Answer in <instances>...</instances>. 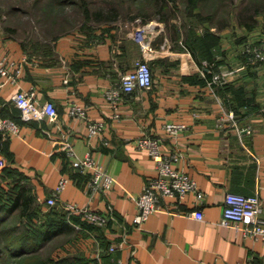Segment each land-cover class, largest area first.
Segmentation results:
<instances>
[{"label":"crops","instance_id":"1","mask_svg":"<svg viewBox=\"0 0 264 264\" xmlns=\"http://www.w3.org/2000/svg\"><path fill=\"white\" fill-rule=\"evenodd\" d=\"M236 27L206 28L199 39H190L200 41L199 49H182L156 25L152 85L124 94L116 109L105 89L143 56L125 25L76 30L72 48L70 40L59 39L54 58L26 56L19 74H0V112L19 124L18 133H2L8 156L0 149V169H14V184L30 189L37 211H62L59 203L69 202L108 218L100 226L80 215L68 220L58 236L64 237L63 246L72 245L59 247L57 255L76 252L97 264H264V244L247 236L243 223H220L229 191L257 195L264 216V63L246 64ZM19 49L0 42L1 53L15 63L26 55ZM214 74L220 79L213 81ZM31 87L40 102L55 104L56 119L21 118L11 95ZM73 106L84 115H73ZM90 123L99 124L97 134H88ZM146 135L160 139L161 153L175 157L172 167L192 178L196 191L180 203L162 197L161 210L136 227L133 196L158 175L148 150L136 143ZM88 153L112 178L109 188L92 196L86 192L87 174L73 165V158ZM62 175L67 182L58 203L49 207L44 200ZM176 206L188 213L200 209L203 218L174 213Z\"/></svg>","mask_w":264,"mask_h":264},{"label":"rangeland","instance_id":"2","mask_svg":"<svg viewBox=\"0 0 264 264\" xmlns=\"http://www.w3.org/2000/svg\"><path fill=\"white\" fill-rule=\"evenodd\" d=\"M160 1L162 0H0V42L6 45L16 44L29 58L48 60L49 57L54 58L52 50L59 39H68L72 42L71 48L75 46L76 30L88 31L94 27L125 25L131 27L132 32L135 27L151 24L161 25L171 35L176 32V37H173L178 48L199 49L200 41L192 42L190 39L195 41L199 39V32L202 30L211 27L217 29L218 24L226 21L227 27L238 26L236 28L241 31L242 54L245 55L246 49L264 45V0H164L167 6L159 10ZM249 12L253 13L256 22L247 28L239 23V15L245 16ZM97 13L100 14V19ZM165 16L168 17L167 20L164 19ZM170 25H174L175 30H170ZM149 31L146 38L150 40L153 49L154 35L159 29L149 28ZM9 50L5 49L6 52ZM246 58L254 66L264 63V59L253 61ZM3 157L0 156V165ZM4 177V172L0 170V183L5 181ZM9 187L10 184L7 183L6 189ZM9 192L0 189V196L4 197ZM9 225L18 226L16 232L26 225L38 227L29 216L17 218V211L3 218L0 228ZM64 242V237L54 236L39 250L41 256L45 258L52 254L57 257L59 247L62 249L72 245L69 242L63 246Z\"/></svg>","mask_w":264,"mask_h":264},{"label":"built area","instance_id":"3","mask_svg":"<svg viewBox=\"0 0 264 264\" xmlns=\"http://www.w3.org/2000/svg\"><path fill=\"white\" fill-rule=\"evenodd\" d=\"M149 28L156 29V25L146 24L135 27L131 32V36L138 42L141 47L143 56L135 62L132 70L121 74L119 79L107 87L104 91L105 98L110 105L116 109L126 93L134 91L136 88H149L153 82L152 69L150 66V56L153 49L150 46V40L147 39ZM263 47V49L261 48ZM255 46L254 49H246L248 58L253 61L264 59V45ZM27 60L26 55L22 57L19 63L10 60L7 54L0 52V74L9 75L11 70L15 75L21 71V64ZM13 77V76H10ZM14 79V78H13ZM219 80V75L213 76V81ZM12 102L20 110L21 118L25 121L37 120L43 118L56 119L57 109L52 101L40 102L37 99L34 88L21 89L15 91L11 95ZM73 115H84V110L78 106L71 109ZM171 129V127H169ZM100 130L98 123L89 124V135L97 134ZM0 131L1 133H18L19 124L9 117L0 115ZM139 147L146 148L149 155L155 162L158 175L150 177L141 192L135 197L133 196L137 211L133 216L132 224L141 227L148 216L161 210L162 197H177L178 203L182 201L184 196L190 191H196L195 181L185 173L172 167V161L175 157H169L160 151V139L156 136H141L136 139ZM68 155L73 156L74 153L68 148ZM73 165L83 174L86 175V192L92 196L96 191L109 188L112 178L89 153L82 158H73ZM67 177L62 175L53 194L44 200L49 207L58 203V194L64 188ZM130 197H132L130 195ZM62 211L66 214L68 220L72 216L80 215L93 225H104L107 217L95 211H91L87 207H80L76 203L60 202ZM174 213L189 214L197 219L203 218L200 209L185 212L180 211L176 206ZM243 223L244 233L256 241L264 244V216L261 214V200L257 195H244L236 192H227L224 197V205L220 223L222 225H233L238 227L239 223ZM115 248V246H114ZM113 249V246L110 247ZM243 264H252L245 262Z\"/></svg>","mask_w":264,"mask_h":264},{"label":"trees","instance_id":"4","mask_svg":"<svg viewBox=\"0 0 264 264\" xmlns=\"http://www.w3.org/2000/svg\"><path fill=\"white\" fill-rule=\"evenodd\" d=\"M165 6H167V3L162 0L158 8L160 10ZM251 13L252 12H249L245 16L239 15V23L242 26L250 28L255 24L256 20L253 17V13ZM97 17L100 19L99 13H97ZM164 19L167 20L168 17L165 16ZM226 24L225 21L217 26L221 28ZM169 29L175 30V26L170 25ZM175 33L176 32H172V36H175ZM243 56L247 65L254 66L251 65L246 58L248 57L247 52H245ZM209 68L211 67H208V71ZM210 70L213 71L212 68ZM208 71L206 75L210 78L212 72ZM254 108H256V106H254ZM0 115L2 117H8L7 114H4L2 111ZM1 138L2 133L0 131V149L2 150L1 152L4 153V156H8V152L5 149L6 144ZM0 170L4 172L5 181L11 179L9 189H6L2 183H0V189H3L4 192L10 191L8 195L4 197L0 196V214H2L0 215V223L9 213L17 211V218L21 219L23 216H29L30 220H32L35 225L38 224L36 228H31L29 225H26L25 228L23 227L17 232L18 226L15 225L0 228V264H97L95 261L96 259L92 260V262L82 255L76 254L58 255L57 257H53L52 254H50L45 258L42 257L39 250L42 248L43 244L51 240L54 236L63 233L65 228L69 225L66 214L62 211H44L46 213L41 210L37 211V206L34 205V195L30 189L22 184H14L16 180L14 179V174H12L14 169L9 166H3ZM7 182L10 183L9 181ZM49 214H55L56 216L53 218L52 215L48 216ZM73 217L74 216L71 217V220L76 219Z\"/></svg>","mask_w":264,"mask_h":264}]
</instances>
